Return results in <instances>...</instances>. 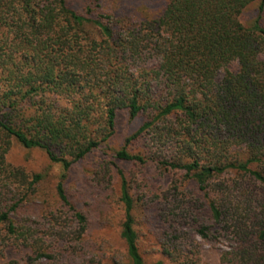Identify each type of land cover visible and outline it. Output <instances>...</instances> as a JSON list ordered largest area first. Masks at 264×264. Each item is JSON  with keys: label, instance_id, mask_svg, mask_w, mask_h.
I'll list each match as a JSON object with an SVG mask.
<instances>
[{"label": "trees", "instance_id": "1", "mask_svg": "<svg viewBox=\"0 0 264 264\" xmlns=\"http://www.w3.org/2000/svg\"><path fill=\"white\" fill-rule=\"evenodd\" d=\"M253 1L167 0L159 16L122 23L88 4L77 11L66 0H0V250L27 248L32 261L49 259L54 242L60 256H79L86 218L68 198L66 173L109 140L124 109L130 119L146 111L148 116L115 157L181 170L208 199L215 223L233 220L240 246L223 252L220 264H264V197H256V190L234 194L261 208L252 242L237 216L238 199L230 205L229 188L214 181L234 170L264 188V0H258L250 25L239 19ZM148 59L150 66L139 67ZM233 62L236 70L229 68ZM146 133V151L131 153L127 146ZM11 140L43 149L63 170L54 184L55 202L42 212V236L17 221L37 197L42 175L6 161ZM166 145L169 155L153 150ZM118 173L125 253L115 264H164L143 259L132 179ZM197 231L205 238L209 227ZM171 243L163 242L162 252L187 264Z\"/></svg>", "mask_w": 264, "mask_h": 264}, {"label": "rangeland", "instance_id": "2", "mask_svg": "<svg viewBox=\"0 0 264 264\" xmlns=\"http://www.w3.org/2000/svg\"><path fill=\"white\" fill-rule=\"evenodd\" d=\"M66 1L77 11L88 4L94 13L110 14L115 19H121L122 23L157 17L167 2V0H93L94 3L91 0ZM257 4L258 0L253 1L239 15L244 25H250L253 21ZM152 63L153 60L148 59L141 62L139 67L150 66ZM229 68L236 70V63H231ZM59 100L57 99L56 104L61 106L62 102ZM147 116L146 111L130 119L126 110H120L117 114L115 133L109 140L82 159L73 162L66 173L64 184L68 198L86 218L84 245L79 256L66 252L60 256V248L55 246L54 242L49 244L47 237L46 243L55 248L53 258L32 261L29 259L32 255L29 249L7 247L0 250V264L8 263L10 260L13 264H85V261L87 264H115L123 260L125 250L119 236L123 209L119 199L118 168L127 178L132 179L130 192L135 199L132 211L134 228L138 235L139 251L147 263L161 260L164 264H176L162 252L161 245L168 240L172 241L170 245L176 246V250H179L182 256H187V264H220L219 258L223 252H231L240 246L233 220L215 223L209 217L208 199L199 192L193 182L184 179L181 170L165 169L152 160L140 165L115 157V152L123 146L125 139L137 130ZM149 137L150 134L146 133L143 137L134 139L127 149L131 153L143 154ZM11 141L6 161L24 172L42 175L37 197L20 213L17 221L27 223L42 236L40 231L44 232L47 228V221L42 212L49 208V204L55 202L54 184L63 170L60 164L48 159L43 149L24 148L15 140ZM234 149L240 156H245L240 149ZM153 150L161 156L170 154L169 145L156 146ZM66 157L69 158L68 155ZM226 172L229 173L214 181L221 182L229 188L230 205L237 204L235 200L238 199L236 212L241 214H237L238 217H243L242 231L247 233V238L253 242L256 239L254 225L262 215L261 208H257L255 202H248L249 200L246 202L243 195L235 199L234 194L238 193L239 189H244L248 193L256 190V197L260 198L264 197V188L251 182L247 176L236 175L234 170ZM164 194L168 195L167 199L164 198ZM201 225L209 227L208 236L205 238L197 231ZM257 246L262 248L259 243Z\"/></svg>", "mask_w": 264, "mask_h": 264}]
</instances>
